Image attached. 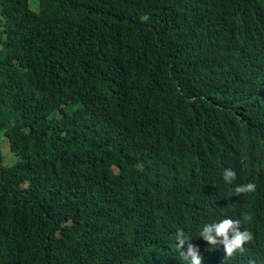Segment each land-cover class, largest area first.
<instances>
[{
    "label": "trees",
    "instance_id": "16d2710c",
    "mask_svg": "<svg viewBox=\"0 0 264 264\" xmlns=\"http://www.w3.org/2000/svg\"><path fill=\"white\" fill-rule=\"evenodd\" d=\"M34 3L0 0V264H189L183 200L264 136V0Z\"/></svg>",
    "mask_w": 264,
    "mask_h": 264
},
{
    "label": "clouds",
    "instance_id": "9594fccd",
    "mask_svg": "<svg viewBox=\"0 0 264 264\" xmlns=\"http://www.w3.org/2000/svg\"><path fill=\"white\" fill-rule=\"evenodd\" d=\"M261 57L257 76L262 81L264 99V56ZM262 107L259 122L263 131L264 103ZM244 150L243 163L238 161L232 170L223 172L224 181L218 187L215 207L206 211L202 221L195 218L201 210L195 195L193 200L191 197L183 200L193 225L191 242L196 245L188 243L187 250L182 251L185 244L182 232L177 233V240L180 256L189 264H205V252L206 264H264V136L259 141L251 140L249 147L245 141ZM198 200L203 204L202 199ZM173 256L174 264H180V258ZM162 261L173 264L172 255L168 258L165 254Z\"/></svg>",
    "mask_w": 264,
    "mask_h": 264
},
{
    "label": "rangeland",
    "instance_id": "374dc122",
    "mask_svg": "<svg viewBox=\"0 0 264 264\" xmlns=\"http://www.w3.org/2000/svg\"><path fill=\"white\" fill-rule=\"evenodd\" d=\"M33 2V6H35V3L37 0H31ZM0 145L3 149V151L5 152V154L7 155V159H10L12 158V154L11 152L9 151V148H8V144L4 141V139L2 138V136H0Z\"/></svg>",
    "mask_w": 264,
    "mask_h": 264
}]
</instances>
